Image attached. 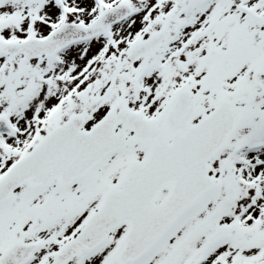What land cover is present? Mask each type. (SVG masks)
<instances>
[{
	"label": "snow or ice",
	"instance_id": "snow-or-ice-1",
	"mask_svg": "<svg viewBox=\"0 0 264 264\" xmlns=\"http://www.w3.org/2000/svg\"><path fill=\"white\" fill-rule=\"evenodd\" d=\"M0 264H264V0H0Z\"/></svg>",
	"mask_w": 264,
	"mask_h": 264
}]
</instances>
